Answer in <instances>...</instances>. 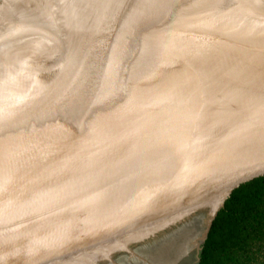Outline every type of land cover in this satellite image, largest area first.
<instances>
[{
	"label": "water",
	"instance_id": "95a60500",
	"mask_svg": "<svg viewBox=\"0 0 264 264\" xmlns=\"http://www.w3.org/2000/svg\"><path fill=\"white\" fill-rule=\"evenodd\" d=\"M213 9L218 11V3L215 8L207 3L204 10L202 0H182L177 13L164 19L163 26L177 28V52L162 43L169 55L158 89L164 91L158 94L163 103L172 95L177 101L150 110L146 118L156 123L150 128L151 142H141L134 132L123 137L117 150L128 154L130 162L123 177L116 179L90 161L78 160L80 165L65 176L54 162L48 169L57 171V180L41 167L55 157L43 154L45 139L61 148L66 140V154H76L82 143L95 144V131L79 121L74 124L67 100L52 111L46 104L40 107L50 112L46 129L32 127L41 114L35 112L30 120L26 104L17 118L0 121V264L148 263L152 252L203 220L208 222L204 244L231 194L264 177V70L256 61L264 54V30L227 4L230 27L224 37L218 43L202 39L201 31L215 32L202 28L203 14ZM108 32L98 37V45L113 38ZM150 35L146 30L134 33L135 42L148 47ZM227 62L230 68L223 70ZM173 75H180L177 81L189 77L190 84L176 83ZM136 95L147 104L150 95ZM109 108H99L105 124L100 154L113 147L115 137L106 129L113 119ZM83 169L88 173L78 177ZM113 200H128L129 211L120 210L123 219H113L111 210L100 212V203ZM82 203H87L83 214L67 209ZM101 219L110 221L99 224Z\"/></svg>",
	"mask_w": 264,
	"mask_h": 264
},
{
	"label": "bare ground",
	"instance_id": "6f19581e",
	"mask_svg": "<svg viewBox=\"0 0 264 264\" xmlns=\"http://www.w3.org/2000/svg\"><path fill=\"white\" fill-rule=\"evenodd\" d=\"M181 2L0 0V121L17 118L26 104L30 120L35 112L41 114L32 127L46 129L50 112L46 114L40 107L46 104L52 111L67 100L74 124L79 121L89 126L90 133L95 131V135H91L94 146L82 143L76 148V154L63 151L68 147L66 140L62 148L61 143L54 145L52 140L43 141L40 146L43 154H55L53 160L41 166L49 172L50 178L57 172L48 169L54 162L65 176L73 173L75 164L80 165L79 161H90L119 179L130 166L128 154H120L117 150L123 137L134 132L141 142H151L153 133L150 134V128L156 123L155 118L151 121L146 118L150 110L169 103L174 105L177 101V96L172 95L168 103H163V96L158 93L164 90L158 89L164 84L162 64L169 55L167 47L172 45L177 52V28L163 26L164 19L177 13V5ZM210 2L214 8L218 3V11L213 12V9L210 14H203L202 28L206 31L211 27L215 32L207 35L201 31L202 39L218 43L224 37L223 31L230 27L226 22L227 4L237 6L240 17L264 30V23L259 18L260 15L264 18V0H230L227 4H221L219 0H202L204 10ZM14 8L19 9L12 10ZM142 30L151 34L145 48L138 45L134 37V33L138 36ZM106 31H110L108 34L113 38L109 43L98 45V37L103 33L100 38H104ZM254 42L250 41V45ZM256 61L264 70V54H260ZM229 68L230 63H224L223 70ZM212 73L214 75V71ZM179 77L173 75V80ZM213 79L215 84L220 83L218 77L213 76ZM190 81L189 77H181L176 83L190 84ZM136 94L150 95L146 96L147 104L138 100ZM101 105L111 106L109 114L113 119L106 124V129L115 134L111 140L113 147L103 151L106 154H100L105 133ZM84 137L87 140L86 134ZM82 171L78 177L88 173ZM56 175L55 179L58 178ZM99 187L107 189L106 186ZM94 192L101 194L99 189ZM127 203L128 200L103 202L99 204L100 212L106 214L111 210L109 213L115 217L113 219H123L120 210L129 211L125 206ZM86 207L87 203H82L67 209L83 214ZM107 221L110 220L101 219L99 224ZM85 222V219L80 221Z\"/></svg>",
	"mask_w": 264,
	"mask_h": 264
},
{
	"label": "trees",
	"instance_id": "16d2710c",
	"mask_svg": "<svg viewBox=\"0 0 264 264\" xmlns=\"http://www.w3.org/2000/svg\"><path fill=\"white\" fill-rule=\"evenodd\" d=\"M197 264H264V177L231 194L213 221Z\"/></svg>",
	"mask_w": 264,
	"mask_h": 264
},
{
	"label": "rangeland",
	"instance_id": "374dc122",
	"mask_svg": "<svg viewBox=\"0 0 264 264\" xmlns=\"http://www.w3.org/2000/svg\"><path fill=\"white\" fill-rule=\"evenodd\" d=\"M207 225V222L203 220L198 224L194 223L188 226L183 232L172 238L162 250L152 252L148 257V263L145 260L144 264H197L198 249L203 246ZM137 264L142 263L138 262Z\"/></svg>",
	"mask_w": 264,
	"mask_h": 264
}]
</instances>
